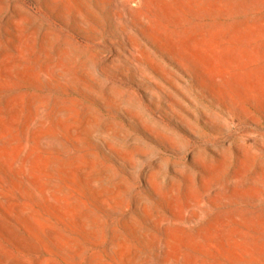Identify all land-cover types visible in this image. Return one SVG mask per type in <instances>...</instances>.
Wrapping results in <instances>:
<instances>
[{
	"label": "rangeland",
	"instance_id": "rangeland-1",
	"mask_svg": "<svg viewBox=\"0 0 264 264\" xmlns=\"http://www.w3.org/2000/svg\"><path fill=\"white\" fill-rule=\"evenodd\" d=\"M0 264H264V0H0Z\"/></svg>",
	"mask_w": 264,
	"mask_h": 264
}]
</instances>
